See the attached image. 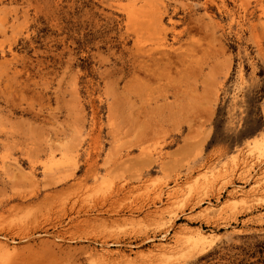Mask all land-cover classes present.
I'll return each instance as SVG.
<instances>
[{
    "label": "rangeland",
    "instance_id": "1",
    "mask_svg": "<svg viewBox=\"0 0 264 264\" xmlns=\"http://www.w3.org/2000/svg\"><path fill=\"white\" fill-rule=\"evenodd\" d=\"M143 1L0 0V264H264V0Z\"/></svg>",
    "mask_w": 264,
    "mask_h": 264
},
{
    "label": "bare ground",
    "instance_id": "2",
    "mask_svg": "<svg viewBox=\"0 0 264 264\" xmlns=\"http://www.w3.org/2000/svg\"><path fill=\"white\" fill-rule=\"evenodd\" d=\"M148 1L150 2V4L147 6L148 8H145V10H146L145 12L142 10L143 8L142 9L140 8L142 11L141 10H139V11L137 10V12H136V10L133 11L132 9L126 10L125 13L127 15H125L126 16L125 19L127 20V22H130L131 24L154 25L153 26L154 28H151V29L153 30V32L159 33V32H161L159 29H161V27H162V25H161L162 24V19H161V16H160L159 12H158V9H159L158 5L161 4L162 2H160L161 0H158V1L157 0H145V1H143V3H146ZM151 15H154L156 20L154 19V16L151 17ZM156 15H157V17H156ZM154 29H155V31H154ZM156 45H157V47H160V46L161 47H167L168 43L166 44L164 42V38L163 37H158ZM235 192L236 191H233V193H235ZM200 201L201 200H197L196 202H194L193 205L196 206V204H200L199 203ZM163 236L164 235H162V237ZM200 236L201 235H200V233L198 231H194L193 237L196 240L200 241ZM186 241H190L189 244L191 246H193V247L195 246V245L192 244L190 239H187ZM10 249H11V247L9 246L8 243L0 241V252L1 253L7 254V252H9ZM94 251H95V249H94ZM113 253H115V255L116 254L122 255L121 253H119L118 250L116 252L114 251ZM113 253H112V251H109V250L108 251L107 250H105V251H101V250L98 251L97 250L96 252H93V253L90 254V250H89V255L91 256L92 261H96V262L101 263V264L104 261H105V263H108L109 262V258H111L113 256L112 255ZM89 255H88V257H89ZM126 256H124V257H126ZM122 257H123V255H122ZM126 258H124V259H126Z\"/></svg>",
    "mask_w": 264,
    "mask_h": 264
}]
</instances>
